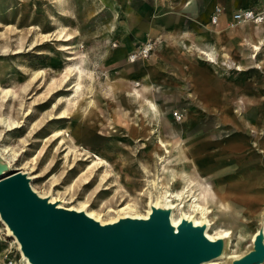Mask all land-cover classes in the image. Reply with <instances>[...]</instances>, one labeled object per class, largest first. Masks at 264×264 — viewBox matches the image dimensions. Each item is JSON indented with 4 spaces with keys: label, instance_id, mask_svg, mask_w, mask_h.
<instances>
[{
    "label": "rangeland",
    "instance_id": "1",
    "mask_svg": "<svg viewBox=\"0 0 264 264\" xmlns=\"http://www.w3.org/2000/svg\"><path fill=\"white\" fill-rule=\"evenodd\" d=\"M217 7L228 23L225 39L215 47L211 15ZM246 7L264 16V0H0V117L22 125L11 131L0 127V148L15 155L10 170L30 174V187L41 194L52 188L69 206L87 201L104 221L127 203L143 215L147 181L177 185L176 175L185 173L207 202L208 235L229 231L230 254L245 252L264 198L242 204L211 183L218 178L227 189L255 170L264 193V69L250 64L254 59L246 56L245 38L238 34L242 25L257 23L232 18ZM205 45L216 49V62L197 54ZM144 46L148 52L138 54ZM193 64L202 79L195 78ZM143 79L153 89L150 100L162 110L160 120L146 109L136 112L139 103L133 100L141 97L137 87ZM211 93L216 106H188L209 105ZM224 102L239 131L214 116ZM63 112L67 118L57 119ZM56 131L62 132L58 138ZM230 138L238 139L240 149L220 154ZM160 139L170 144L161 165ZM204 140L216 145L209 155L217 164L202 174L180 145ZM4 228L0 222V264H22Z\"/></svg>",
    "mask_w": 264,
    "mask_h": 264
},
{
    "label": "water",
    "instance_id": "2",
    "mask_svg": "<svg viewBox=\"0 0 264 264\" xmlns=\"http://www.w3.org/2000/svg\"><path fill=\"white\" fill-rule=\"evenodd\" d=\"M0 218L31 264H201L221 251V243L206 239L202 228L181 223L175 232L167 214L158 211L147 220L101 226L82 213L58 209L1 160ZM263 258L259 241L234 264H259Z\"/></svg>",
    "mask_w": 264,
    "mask_h": 264
},
{
    "label": "bare ground",
    "instance_id": "3",
    "mask_svg": "<svg viewBox=\"0 0 264 264\" xmlns=\"http://www.w3.org/2000/svg\"><path fill=\"white\" fill-rule=\"evenodd\" d=\"M264 17L259 14L252 22L253 23H262ZM260 47V46H259ZM254 47L253 50L260 52L261 48ZM145 48H149V46H144L140 50L142 51ZM201 58L204 57V59L208 62H216L214 59L206 52H200ZM239 70V69H238ZM78 89V88H77ZM1 92V90H0ZM6 96L8 98L12 97V92L7 91ZM149 104V103H148ZM150 111L158 113V109L155 104L150 103ZM59 120L67 118L66 113L63 112L59 116L56 117ZM21 123L14 122L7 120L5 117H0V127L4 131H11L14 129L21 128ZM62 135L61 131H56L54 134L55 138H58ZM156 145V144H155ZM158 145L162 149V152L164 153L159 156V160L161 161L159 165L164 163V160L166 159L165 155L168 154V149L170 147L169 142L163 141L162 139L159 140ZM11 150H8L7 147L0 148V160L5 163L8 168L10 167V160H14L15 155L9 154ZM12 155L10 159L9 156ZM99 164H107L106 162L99 161ZM161 169H164V166L161 167ZM20 174L24 175L28 182L30 183L31 180H34V178L23 171H18ZM29 175V176H27ZM159 175V174H158ZM173 181V180H172ZM175 181H178L177 185H174L173 183L168 185H164L158 178L156 180H149L147 181L148 191L146 194L147 197V210L143 215L137 214L136 211L132 209V205L130 203H127L125 207L121 208L117 213L116 217L112 220L104 221L102 215L97 214L96 212L89 209L90 204L85 202H80L78 204V208H75L73 206H69L67 204H71L70 202L64 201V199L56 198L53 196L52 188L49 190L48 193H39L35 191L32 186L30 187L31 191L40 199L46 200L47 204H52L56 206L58 209H63L67 211H74L77 213H82L86 217L92 219L93 221L97 222L101 226L114 224L118 222L121 219L130 218V219H142L147 220L153 211H158L164 214H167L169 223L173 230L177 232L178 227L181 223H187L190 224L193 227H200L203 229V235L206 239L209 241H219L221 243V251L219 255L211 259L209 261L203 262L201 264H234L235 262H238L254 252L255 244L257 242H261L262 246L264 247V203L262 205V211L255 215L254 218L259 217L260 223L255 227V232L251 236L250 239V245L248 249L240 254L231 255L233 254L232 251L228 250V243L231 239L230 236L231 233L229 231H220L216 235H208L209 231V218L208 215L210 214L209 208L207 207V202L205 200H201V198L198 197V194L196 195V192L193 190L195 185L194 183L188 179L185 173H182L180 175H176ZM30 186V184H29ZM54 186V185H53ZM205 196V195H204ZM209 197L211 195H208ZM207 196V197H208ZM213 196V195H212ZM202 197V196H201ZM205 198V197H202ZM89 209V211H88ZM177 212V213H176ZM176 213V214H175ZM111 219V218H109ZM176 219V220H175ZM0 222L5 227L8 235L14 239V242L17 246L18 251L21 255V263L22 264H31L28 259L23 255L21 252V248L19 243L17 242L16 238L13 236L12 231L9 229V227L1 220ZM213 236V237H211ZM231 252V254H230ZM259 264H264V258Z\"/></svg>",
    "mask_w": 264,
    "mask_h": 264
},
{
    "label": "crops",
    "instance_id": "4",
    "mask_svg": "<svg viewBox=\"0 0 264 264\" xmlns=\"http://www.w3.org/2000/svg\"><path fill=\"white\" fill-rule=\"evenodd\" d=\"M191 8H189V9H191ZM245 9H249V8L246 7ZM169 17L171 18L172 23H173L174 22L173 16H169ZM227 23H228L227 14L220 15L219 19L216 23V26H215L216 27L215 33L218 35L215 47L219 46V43H218L219 41H220V45H221V41H223L225 39L223 36H224V32L226 31V28H227ZM263 23H264V21L260 24H256L253 27L242 25L240 30H238L239 31L238 34L240 35L243 42H244V38H245V43H246L245 45L247 46L246 47L247 52L245 53L246 56L250 57V59H252V58L254 59L253 62H250V64L255 65L256 68H262L263 67V69H264V58H263L264 57V25H261ZM216 30L218 31V33L216 32ZM180 32H183V31H180ZM222 34H223V36H222ZM227 37H228V45H230L231 41L229 40L230 39L229 33H228ZM187 39H188V37H187ZM254 47L261 48L260 52L254 51L253 50ZM242 48H243V45H242ZM198 52H206L215 61L217 59L216 49H214V47L212 45H205L204 48L199 49L197 51V54L199 55L200 53H198ZM257 56H260L262 61H259L260 58L256 61ZM197 59H198L197 61L200 62V56ZM195 61H196V59H195ZM192 68H193V70H195V78L197 80L202 79L203 78V72L199 68V65L193 64ZM238 69L240 70V68H238ZM145 81H146V79H143L144 83H139V86L137 87V89L141 93V97L135 98V100H133V101H136L137 103H139V106H138L139 110H137L136 112H137V114H139L141 109H143V110L146 109V114L148 112L153 118L160 120V118L162 117V110H161L160 106L158 104H156L155 101L150 100V97H151L150 92L153 89L151 88V86L146 84ZM131 83H133V82H131ZM261 86H264V81L261 82ZM137 89L132 90L133 96H138V90ZM214 101H215V95L211 93L210 94V101L207 102L209 105H206V106H203L202 104L199 105L195 101V102H190L188 106H191L190 108H194V109L198 108L201 110H203V109L207 110L208 108H211V105L216 106L214 104ZM146 102H148L149 104L150 103L155 104L157 109H158V113L155 112L156 114H152L153 112L152 113L149 112L148 107L146 105ZM194 112H195V110H194ZM212 112L214 113V116L220 117V119H219L220 122L222 124H224L228 129H235L237 131L240 130L238 124L236 123L233 116L231 115L230 109L227 107L225 102L223 103V105L221 107L220 115H219V112H214V111H212ZM154 115L155 116L158 115L160 117H155ZM261 115L264 116V107L261 108ZM193 118H197V116H192L191 119H193ZM160 136H161V134H160ZM255 139H258V138L255 137ZM237 140H238L237 138L228 139L225 146L220 151V154L233 153V152L238 151L241 146ZM198 141H195L194 144L192 142H188V143H184V145H180V146L183 148L184 154L186 156H188L189 159H190V156H192L196 159V164H197L198 170L194 169L195 171L202 172V174L209 173L213 170V167L217 164L216 158L213 155L212 156L209 155V154H211L210 149L214 150L216 145L210 143L209 141L206 142V140H204L202 142H198ZM167 142H169V141H167ZM204 154H207L208 156L207 155L204 156ZM194 164H195V161L193 160L191 163V166H194ZM263 165H264V161H263ZM256 175L257 174H256L255 170L249 171L247 174H245L246 179L243 182V184H235V185H230L228 187L226 186L227 189H224L222 187V183L218 178H216L214 180V182L219 184L218 186H217V184H214V183H211V184H213V188L222 189L223 192L229 193L231 198L238 200L242 204H246V205L258 204V203H262V201L264 200V199L262 200V198H264V196H263L264 193L261 192L257 188V186L261 185V182H260V178H258ZM246 192L247 193L249 192V193L245 194Z\"/></svg>",
    "mask_w": 264,
    "mask_h": 264
},
{
    "label": "built area",
    "instance_id": "5",
    "mask_svg": "<svg viewBox=\"0 0 264 264\" xmlns=\"http://www.w3.org/2000/svg\"><path fill=\"white\" fill-rule=\"evenodd\" d=\"M221 14V10L217 7L213 10L211 15V21L213 24L217 23L219 16ZM258 15H256L252 10L250 9H239L236 13L232 15L233 20L236 23H245L253 21ZM149 49L145 48L142 51L138 50V54L140 53H146Z\"/></svg>",
    "mask_w": 264,
    "mask_h": 264
}]
</instances>
